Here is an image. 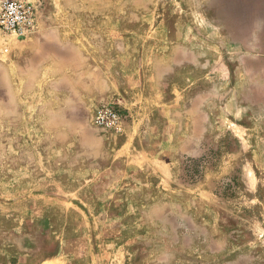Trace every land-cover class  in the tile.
<instances>
[{"label":"rangeland","instance_id":"rangeland-1","mask_svg":"<svg viewBox=\"0 0 264 264\" xmlns=\"http://www.w3.org/2000/svg\"><path fill=\"white\" fill-rule=\"evenodd\" d=\"M22 1L32 31L0 37V264H264V55L234 28L258 0Z\"/></svg>","mask_w":264,"mask_h":264},{"label":"built area","instance_id":"built-area-1","mask_svg":"<svg viewBox=\"0 0 264 264\" xmlns=\"http://www.w3.org/2000/svg\"><path fill=\"white\" fill-rule=\"evenodd\" d=\"M34 24L33 6L22 0H0V37L26 36ZM121 121L120 110L108 107L97 116L96 123L107 128H115Z\"/></svg>","mask_w":264,"mask_h":264},{"label":"crops","instance_id":"crops-1","mask_svg":"<svg viewBox=\"0 0 264 264\" xmlns=\"http://www.w3.org/2000/svg\"><path fill=\"white\" fill-rule=\"evenodd\" d=\"M26 2V1H24ZM28 3V2H26ZM30 4V3H29ZM256 8V7H255ZM235 29L236 28H240L239 26H242V30H247V29H252L254 31V39L256 40V45L258 46V50H259V54L264 55V0H258V4H257V16L253 17V20L250 22H242L240 24L235 23L234 25ZM250 26V28L248 27ZM38 28V27H37ZM41 29V27L39 28ZM51 29V28H50ZM48 29V30H50ZM48 32L44 31V32H36V57H38L39 55L42 56V54H47L50 52L46 51L45 49H42V47H44V45L47 44V42H51L53 41L54 37H50V35L48 34ZM243 36L245 35V32H243ZM56 39H54V44L56 43ZM60 42H62L60 40Z\"/></svg>","mask_w":264,"mask_h":264}]
</instances>
